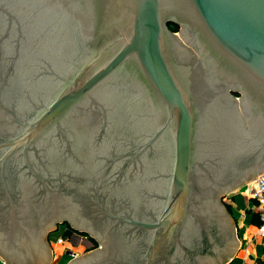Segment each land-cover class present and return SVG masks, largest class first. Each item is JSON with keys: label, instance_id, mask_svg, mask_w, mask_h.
I'll return each mask as SVG.
<instances>
[{"label": "water", "instance_id": "1", "mask_svg": "<svg viewBox=\"0 0 264 264\" xmlns=\"http://www.w3.org/2000/svg\"><path fill=\"white\" fill-rule=\"evenodd\" d=\"M262 173L264 0H0L4 264H225Z\"/></svg>", "mask_w": 264, "mask_h": 264}, {"label": "crops", "instance_id": "2", "mask_svg": "<svg viewBox=\"0 0 264 264\" xmlns=\"http://www.w3.org/2000/svg\"><path fill=\"white\" fill-rule=\"evenodd\" d=\"M244 187L245 185L241 186L238 192L232 196V198L240 196L243 207L236 206L231 200L232 206L239 215L237 223L242 234L241 242L239 241L243 248L242 254L240 257L232 258L227 264H264V223L262 225L259 221L257 216L258 206L245 194ZM57 243V237L53 243L49 242L50 264H58L60 257L65 255L66 250H70L71 253L75 254L76 251H81L82 247L88 246L85 239L74 234L63 235L62 242L59 245Z\"/></svg>", "mask_w": 264, "mask_h": 264}, {"label": "rangeland", "instance_id": "3", "mask_svg": "<svg viewBox=\"0 0 264 264\" xmlns=\"http://www.w3.org/2000/svg\"><path fill=\"white\" fill-rule=\"evenodd\" d=\"M177 26V25H176ZM178 27L179 26H177V29H178ZM177 29H175V31L174 32H176L177 31ZM232 95L233 96H237V94H233L232 93ZM244 185V184H243ZM242 185V186H243ZM240 187L241 186H239V187H237V188H235L233 191H231V192H228V193H223V195L220 197V200L219 201H221V203H223L224 205V207H225V210H226V212H227V214H228V218L231 220V223H232V228H235V233H234V235H235V237H236V239H237V241H238V250L236 251V253H235V256L233 255L231 258H230V260L232 259V258H235V257H240L241 256V254H242V244L241 243H239V241L241 242V238H242V234H241V229L239 228V226H238V223H237V219H238V217H239V215L237 214V212L235 211V208L232 206V202H231V200H233V203L236 205V206H238V207H243V203H242V201H241V197L240 196H235L234 198H232V196H233V194H236L237 192H238V190L240 189ZM226 206H228V208L226 207ZM241 214V213H240ZM263 225V224H262ZM64 227H66L64 224H61L60 222H57L55 225H54V229H53V231L52 232H49L48 234H47V236L45 235L44 237H45V240H46V243H47V246H49V242L50 243H53L55 240H56V237H57V239H59L60 237H61V239L63 240V231H64ZM64 235L65 236H69L70 235V232H65L64 233ZM57 245H59V243H57ZM90 245V244H89ZM68 258H69V256H67L66 254L65 255H63V256H61L60 257V261L58 262V264H63L64 262L66 263L67 261H68ZM229 260V261H230ZM228 261V262H229ZM227 262V263H228ZM227 263H225V264H227Z\"/></svg>", "mask_w": 264, "mask_h": 264}, {"label": "built area", "instance_id": "4", "mask_svg": "<svg viewBox=\"0 0 264 264\" xmlns=\"http://www.w3.org/2000/svg\"><path fill=\"white\" fill-rule=\"evenodd\" d=\"M244 187L245 194L255 202L258 206L257 216L259 221L264 223V173L259 174L246 182ZM57 242H62L61 237L57 239ZM66 255H70V252L66 250ZM0 264H4V260L0 257Z\"/></svg>", "mask_w": 264, "mask_h": 264}, {"label": "flooded vegetation", "instance_id": "5", "mask_svg": "<svg viewBox=\"0 0 264 264\" xmlns=\"http://www.w3.org/2000/svg\"><path fill=\"white\" fill-rule=\"evenodd\" d=\"M221 202V201H220ZM222 205H224L223 203H221ZM61 224H64L66 227H64L65 229H64V231H63V235H64V233L65 232H67L68 231V229H70V234H74V235H76V236H78V237H81V238H83V239H85L87 242H88V246H84V247H82V249H81V251H79V252H75V255L78 257V256H81V255H85V254H87V253H89V252H91V251H94V250H97V249H99L100 248V244H99V242L97 241V239L95 238V237H92V236H89L86 232H84V231H78V230H75L74 228H72L71 226H70V224H69V222L68 221H65V222H60ZM49 233V232H48ZM47 233V234H48ZM47 234H46V236H47ZM90 244V245H89ZM67 251H69L70 253H71V251L70 250H67ZM70 256V255H69ZM71 259V256L69 257V259L68 260H70Z\"/></svg>", "mask_w": 264, "mask_h": 264}, {"label": "trees", "instance_id": "6", "mask_svg": "<svg viewBox=\"0 0 264 264\" xmlns=\"http://www.w3.org/2000/svg\"><path fill=\"white\" fill-rule=\"evenodd\" d=\"M167 28H168L170 31L174 32L175 29H177V26L174 25V24L168 23V24H167ZM226 207L228 208V206H226ZM69 231H70V229H68L67 233H68Z\"/></svg>", "mask_w": 264, "mask_h": 264}]
</instances>
